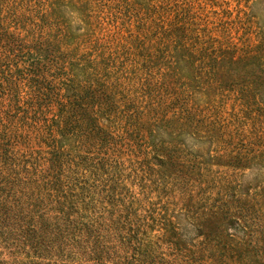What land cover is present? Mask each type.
Listing matches in <instances>:
<instances>
[{
    "label": "rangeland",
    "instance_id": "1",
    "mask_svg": "<svg viewBox=\"0 0 264 264\" xmlns=\"http://www.w3.org/2000/svg\"><path fill=\"white\" fill-rule=\"evenodd\" d=\"M0 264H264V0H0Z\"/></svg>",
    "mask_w": 264,
    "mask_h": 264
}]
</instances>
